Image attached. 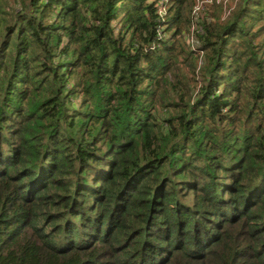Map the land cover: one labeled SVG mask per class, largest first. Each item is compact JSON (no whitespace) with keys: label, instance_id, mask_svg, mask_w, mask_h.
Returning <instances> with one entry per match:
<instances>
[{"label":"trees","instance_id":"obj_1","mask_svg":"<svg viewBox=\"0 0 264 264\" xmlns=\"http://www.w3.org/2000/svg\"><path fill=\"white\" fill-rule=\"evenodd\" d=\"M195 5L0 0V264H264V0Z\"/></svg>","mask_w":264,"mask_h":264},{"label":"rangeland","instance_id":"obj_2","mask_svg":"<svg viewBox=\"0 0 264 264\" xmlns=\"http://www.w3.org/2000/svg\"><path fill=\"white\" fill-rule=\"evenodd\" d=\"M203 2L208 5H212V4H216V5L220 4L222 6L224 5V11L226 10V12L223 15V18H226L230 15V12L231 11L233 12L234 10H236L239 4L241 2H244V0H196L194 12H199ZM260 22H263V21H260Z\"/></svg>","mask_w":264,"mask_h":264}]
</instances>
